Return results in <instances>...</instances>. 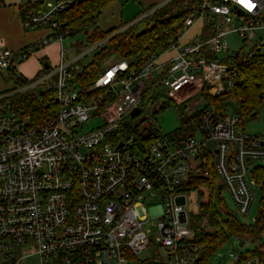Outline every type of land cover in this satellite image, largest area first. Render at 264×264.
<instances>
[{
    "label": "built area",
    "instance_id": "2783aa9c",
    "mask_svg": "<svg viewBox=\"0 0 264 264\" xmlns=\"http://www.w3.org/2000/svg\"><path fill=\"white\" fill-rule=\"evenodd\" d=\"M75 1L28 0L33 8L21 13L23 26L46 28L47 35L22 48L17 61L9 49L0 50V68L19 80L18 62L51 42L60 44L56 64L0 92V264H21L26 256L36 257L32 264H198L203 245L194 239L195 229L186 226L185 184L191 175L206 174L204 154L211 151L218 183L237 210L247 213L256 183L250 177L254 168L248 174L247 167L264 160V131L243 133L234 115L212 105L199 108L197 100L188 108L195 111L200 136L165 139L152 118L161 104L146 106L143 98L157 87L178 104L199 93L202 98L234 94L237 69L225 59L264 54V0H250L251 10L240 0H199L168 47L174 51L169 59L155 66L153 57L138 69L118 59L89 84L74 73L106 39L62 46L69 30L58 17ZM207 15L212 33L203 37L209 31L205 21L198 36L179 44L183 30ZM231 32L244 48H229ZM148 81L154 88L148 90ZM28 92L47 106L51 98L48 119L31 121L16 109L13 97ZM260 97L264 104V91ZM143 111L136 124L125 121ZM87 123L93 125L86 128ZM179 196L184 204L177 203ZM147 223L156 228L155 235ZM229 256L233 264H260Z\"/></svg>",
    "mask_w": 264,
    "mask_h": 264
},
{
    "label": "trees",
    "instance_id": "16d2710c",
    "mask_svg": "<svg viewBox=\"0 0 264 264\" xmlns=\"http://www.w3.org/2000/svg\"><path fill=\"white\" fill-rule=\"evenodd\" d=\"M115 0H77L69 5L61 12L58 19L63 27L68 28V35L84 34L91 41L106 39L105 44L94 54L91 61L83 66L80 73L75 72L79 82L89 84L95 80L99 71L100 63L103 62L111 53L117 54L119 59L129 61L131 68L138 69L151 58L159 55L160 52L167 49L173 40H177V32L181 27L183 18L189 13L190 7L198 4L199 0H172L163 3L158 8L151 11L147 16L137 22L128 25L125 29H121L127 24L118 27H111L106 30L96 25V18L101 10ZM2 2L0 1V5ZM151 5L142 9L140 15L148 11ZM27 9L33 6H27ZM21 7V13L24 11ZM139 15V16H140ZM136 19V18H135ZM140 21H146V28L139 32H135V26ZM150 21V24L148 22ZM205 21H211V17L205 16ZM212 23L205 30L203 37H208L212 32ZM233 67L237 69L238 80L235 85L234 96L239 104L241 114H251L252 111L261 103V93L264 91V54L232 55L225 59ZM31 77L16 79L17 85L26 82ZM150 88H154V82L150 83ZM207 99L212 101L214 106L222 109L219 104L215 103L218 97H210L206 94ZM13 103L16 109L20 110L31 121L42 122L48 119L52 114L49 108L54 106L51 101L49 105L40 100L32 93L16 95L13 97ZM177 140H181L185 135H176ZM205 164L204 171L201 174L191 175L187 181L185 191L196 188L199 184H204L209 189V199L207 202L201 203V211L206 217L207 229H195L194 239L203 245L202 256L198 264H205L208 257L227 239L229 235H249L255 240L260 239L264 231V167H255L252 177L261 183L263 196L261 198V209L258 217L253 225L240 223L231 213L225 212L227 215L222 216L212 203V194L215 190L220 193L222 186L218 183V177L214 169V154L207 151L204 154ZM218 188L216 189V187ZM257 259L260 264H264V245H260L255 251L247 252L240 255L238 262H246L248 260Z\"/></svg>",
    "mask_w": 264,
    "mask_h": 264
},
{
    "label": "rangeland",
    "instance_id": "374dc122",
    "mask_svg": "<svg viewBox=\"0 0 264 264\" xmlns=\"http://www.w3.org/2000/svg\"><path fill=\"white\" fill-rule=\"evenodd\" d=\"M117 5L112 7L113 5H107L104 9L101 10L99 16L96 18V25L101 29H107L111 27H118L123 24H129L135 18L139 17L142 12V8L139 9L134 0H115ZM150 24V21L148 22ZM205 20L198 19L194 22V24L188 29L183 30L181 36L178 39L179 44H184L191 42V40L198 36L201 28L204 26ZM147 26L146 21H140L135 26V32L139 33L143 31ZM127 26L121 27L120 30L125 29ZM46 29V28H42ZM48 33V32H47ZM47 35V34H46ZM86 35L84 34H75L71 36H66L63 38L62 46L64 48H68L70 44H75L78 42L86 43ZM227 40L229 44V48L234 51H239L240 48H244V44L242 42L241 37L237 33L231 32L227 35ZM8 49V48H7ZM98 51V50H97ZM96 51V52H97ZM95 52V51H94ZM90 53L88 56L83 57L81 63L87 65L94 54ZM94 53V54H93ZM174 54L173 49H166L159 53L153 59V63L155 66L161 65L165 60L169 59ZM17 54L13 53L15 57ZM221 57V54L218 55V58ZM119 57L115 53H111L103 62L100 63V69H105L110 64L118 61ZM6 69L0 68V79L6 84V88L0 91H7L15 87L17 84L15 83V78L10 77L6 72ZM34 74L33 76H35ZM147 85H150V82H147ZM200 101L199 108H202L205 105L214 106L212 101L207 99L206 94H204L203 98L201 94L194 95L190 100L178 104L176 100L167 96V93L161 87H157L153 92L149 94H145L143 98V104L148 105L151 102L158 101L161 104V108L153 115L154 126L158 127L157 134L160 137L167 138V136L171 135L175 137L176 135H189L192 134L195 137L200 136V132L198 131V127L196 121L194 120L195 111H190L188 108L194 101ZM215 103L221 106V110L225 111L228 115H234L239 119V128L243 133L255 134L261 133L264 131V104H261L251 112V114H241L239 104L232 95H222L216 99ZM215 107V106H214ZM147 112V110H145ZM254 113V114H253ZM144 115V111L137 117L130 119L129 117H125V121L129 122L130 125L136 124L139 119ZM93 124L87 123L86 128H90ZM192 165H195L197 162L195 159H190ZM264 167V160L256 159L249 162L247 171L250 174L252 168L255 167ZM253 178L252 176H250ZM261 183L256 181L255 184L251 185V190L253 194V199L250 204L247 213H240L235 203L231 197L229 191L225 188H222L220 193L218 190H215L212 194V203L215 208L220 212L222 216H226L225 212L231 213L240 223L246 225H253L255 223V219L259 215V211L261 209V198H262V187ZM218 186L216 187V189ZM186 197V203L183 205V209L186 212L187 221L186 226L197 229L203 228L207 229L208 225L206 223V217L203 215L201 211V203L207 202L209 199V189L204 184H199L196 188L184 191ZM146 229H149L152 235L156 234V228L151 225V223H147L145 225ZM238 238L244 240V244L242 247L238 245ZM260 245H264V231L260 239H254L249 235H229L227 239L208 257L205 264H233V259L230 258L229 254H246L247 252L255 251ZM22 254L24 255L25 247L20 248ZM150 255L149 253L146 256ZM36 262V257L26 256L22 259L21 264H32Z\"/></svg>",
    "mask_w": 264,
    "mask_h": 264
},
{
    "label": "crops",
    "instance_id": "0c3cea01",
    "mask_svg": "<svg viewBox=\"0 0 264 264\" xmlns=\"http://www.w3.org/2000/svg\"><path fill=\"white\" fill-rule=\"evenodd\" d=\"M0 1L2 2L0 5V50L2 48H8L12 54L16 53L17 55L15 57L13 56V59L17 61L20 58L21 49L44 38L47 34V31L46 29L44 30L42 28L30 29L23 26L21 19V7L24 6V9H26V7L29 5L28 0ZM134 1L136 5L139 6L137 8L143 9L151 5L162 4L167 0ZM111 5L114 7L117 5V2L113 1ZM59 47L60 44L58 42H51L43 48H40L35 53L31 54L27 59L18 62V72H20L24 77H33L34 74L40 72L45 64L48 66L56 64L58 61ZM6 72L10 77H12L8 70ZM5 86L6 84H4L0 79V90L5 89Z\"/></svg>",
    "mask_w": 264,
    "mask_h": 264
},
{
    "label": "water",
    "instance_id": "95a60500",
    "mask_svg": "<svg viewBox=\"0 0 264 264\" xmlns=\"http://www.w3.org/2000/svg\"><path fill=\"white\" fill-rule=\"evenodd\" d=\"M44 68L45 69H47L48 68V65H44ZM137 112H133L132 113V115H135ZM254 114V113H253ZM176 201H177V203H180V204H184V202H185V200H184V196H179V197H177L176 198ZM180 219H181V221H184L185 220V217H184V211H182L181 212V214H180ZM238 245L240 246V247H242L243 246V240L241 239V238H238Z\"/></svg>",
    "mask_w": 264,
    "mask_h": 264
},
{
    "label": "snow or ice",
    "instance_id": "6c2138e0",
    "mask_svg": "<svg viewBox=\"0 0 264 264\" xmlns=\"http://www.w3.org/2000/svg\"><path fill=\"white\" fill-rule=\"evenodd\" d=\"M240 3L249 9L254 7V5L250 3V0H240Z\"/></svg>",
    "mask_w": 264,
    "mask_h": 264
},
{
    "label": "clouds",
    "instance_id": "9594fccd",
    "mask_svg": "<svg viewBox=\"0 0 264 264\" xmlns=\"http://www.w3.org/2000/svg\"><path fill=\"white\" fill-rule=\"evenodd\" d=\"M249 9V8H248ZM252 9V8H251ZM251 9H249V10H251Z\"/></svg>",
    "mask_w": 264,
    "mask_h": 264
}]
</instances>
